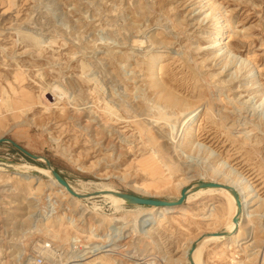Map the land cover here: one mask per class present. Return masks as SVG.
<instances>
[{
	"label": "rangeland",
	"instance_id": "rangeland-1",
	"mask_svg": "<svg viewBox=\"0 0 264 264\" xmlns=\"http://www.w3.org/2000/svg\"><path fill=\"white\" fill-rule=\"evenodd\" d=\"M220 14L217 26L230 24L231 56L212 41L220 37L214 21ZM152 70L197 108L190 122L198 126L196 139L214 149L209 159L207 150H176L188 112L158 97ZM2 136L47 157L77 188L93 181L174 200L197 182L224 181L213 166H232L264 197V0H0ZM152 155L156 165L147 163ZM0 161L6 166L0 171V264H28L39 255L44 264H81L106 253L111 238L119 252L104 256L108 264L148 257L149 264H188L192 243L227 226L219 193L185 200L189 212L165 213L144 232L150 206L125 203L116 210L98 193L76 202L42 172L49 169L44 157L34 159L9 142L0 143ZM24 163L38 169L23 173L42 178L34 196L33 186L9 176ZM210 208L215 218L208 217ZM258 210L243 222L240 246L230 238L211 240L202 264H261L264 206ZM58 215L64 218L53 238L42 222ZM75 238L89 250L82 259L75 257ZM46 243L55 246L50 256Z\"/></svg>",
	"mask_w": 264,
	"mask_h": 264
},
{
	"label": "bare ground",
	"instance_id": "bare-ground-1",
	"mask_svg": "<svg viewBox=\"0 0 264 264\" xmlns=\"http://www.w3.org/2000/svg\"><path fill=\"white\" fill-rule=\"evenodd\" d=\"M212 8H214V6ZM221 17H222V14H220V16L214 18V21L216 22V26L220 24V18ZM229 27H230V24L227 22H226V24L223 23L220 28L217 26V28H219L221 30L220 37L218 36V38H214L212 40L213 43L215 44L214 47L219 45V48H217V50L222 51V54H224V55L226 54L227 56H231L233 53V51L229 47L227 41H225L228 37H230V35L227 34ZM221 37L224 38L223 39L224 42L220 41V40H222ZM152 57H153L152 54L148 55V60H152ZM159 58H160V56H157V58L152 61V63L154 64L153 67L155 65L159 64ZM151 77H152V81H153V87L157 90V94H158V97L160 99H163L167 105L180 107L181 108L180 111L182 113H184L186 111L188 112L183 119L184 121L182 120V123H181L183 125L182 129H181V135H180L181 138L179 139V141H177L176 150L182 149L183 151H186L188 148L197 149V152H200L202 150H204V151L207 150L209 154L206 157H208V159H209L210 155H213L214 149L212 150L210 147L205 145L203 142H200L198 139H196L195 132L198 130V126H196L195 124L190 122L192 120V118L196 115L195 113H196L197 108L191 109L189 107V105L186 103V101L180 95L171 91L170 88L168 89L166 85H165L166 86L165 87L163 85L164 83L162 84L157 79L154 70L151 71ZM112 112H113V110H112ZM160 151H162L161 148H155V152L159 153ZM147 163H151L153 165H156L157 160L155 159V156L152 155L149 158H147ZM225 163H227V162L224 160L221 162V164L223 166ZM15 168L18 169V171H13V172L9 173L10 178H21V179L25 180L28 184L33 186L32 187L33 188V196L37 194V191H41V188H42L41 186L43 184L42 178L41 177L37 178V177H35V175L23 173L26 169L36 170V169H38L37 166H35L33 164L31 165V164H25L24 163L23 165H21V164L16 165ZM5 169H6V166L4 167L2 165V162L0 161V171L5 170ZM212 171H213V174H215V175H218V174L224 175V179H223L224 181H218V180H213V181L220 182L223 184H229V185L235 187V189L239 192V194L241 196V200H242V212H241V216L239 219L238 230L233 235H231V236H213V235L208 234V233H214L216 231H210V232H207L203 235L202 239L199 241L197 248L195 249V251L193 252V255H192L193 261L195 262V264H202L203 263V261H204V260L202 261L203 250L205 248L206 243L207 242L209 243V241H211V240L222 241L224 239L230 238L229 242L233 246H240L242 244V240H243V237H242V235H243L242 234L243 222L244 221L252 222L254 216L256 214H258L259 207L264 206L263 195L259 192V190L255 187V185L248 178H246L245 176H242L239 173H236L234 175L233 172H236V171H235V169L232 168V166L230 169H226V170L223 168H220L219 166H213ZM42 172L45 175L50 177L52 184L55 187H57L59 192H61L63 195L71 197L76 202L82 203L84 200L89 201V200L93 199L95 196H97L96 194L98 192L99 196H102L104 198L111 200L112 204L115 205L116 210L122 209V207H124V204L126 203L125 199L111 193V191L118 190V189L114 188V186H112L108 183L93 182V181H82V183L80 184V185H82V188H77L74 185H72L71 183H69L71 185V188H73L75 191H77L80 194L86 195L83 198H79L77 196H74L65 186H63L62 184H60L58 182V180L52 175L50 167H49V169L43 168ZM212 193L222 194L226 199L227 210H228V214H227L228 215L227 216L228 221H227L226 230L231 232L236 226V223L234 222L233 217L237 212V204H236V200H235L233 194L229 190H227L225 188H212V187H206V188H200L197 190H191V191H189V193L187 195L186 203L189 200L191 201L192 198H196L197 196H200L202 194H212ZM31 197H32V195H31ZM94 204L96 206V203H94ZM254 204H258V206L251 208ZM149 208H150L149 214H147L145 216L144 221L142 220L143 221L142 222V228H143L144 232L148 231V229L145 226L146 224L153 223L155 221L157 222L165 213H172V212H186L187 213V212H189L188 209L185 207V204L180 205V206H150ZM207 213H209L208 217H214V218L216 217L214 208H210ZM261 215L264 217V212ZM63 218H64V216L58 215L57 217H55L53 219L42 222V224L44 225V228L46 229L47 232H49L51 237L56 238V237L60 236V233L58 232V229H56V228L58 227V224L61 223ZM68 220H69L68 221L69 224L73 225L72 219H68ZM73 226H75V225H73ZM262 228L264 230V222L262 223ZM254 229H255V225H254V223H252V225L248 228V233H247L249 236H251V239L254 238V236H255L254 235ZM105 241H108V240L106 239ZM101 245L103 247V243H101ZM104 245L107 248V249H105L106 253L101 254L99 256H96L90 260L83 261L81 264H96V263L108 264L107 261L105 260L104 256L107 254L118 253L119 247H117L115 245V243L113 242V238H111ZM45 246H46V244H43V248ZM84 247H85V245H84ZM190 247L186 250V255L188 258V264H191V261L188 257V250L190 249ZM96 248L98 249V247H96ZM44 251H45V253H49V256H50V254L51 255L53 254L52 250H47V248H44ZM75 255H77V254H75ZM150 258H152V257L145 258V260L143 262H139L138 264H149L148 262H146V260H149ZM33 263L34 264L36 263V259H34V257L29 258L28 264H33ZM77 264H79V263H77ZM261 264H264V255H263Z\"/></svg>",
	"mask_w": 264,
	"mask_h": 264
},
{
	"label": "water",
	"instance_id": "water-1",
	"mask_svg": "<svg viewBox=\"0 0 264 264\" xmlns=\"http://www.w3.org/2000/svg\"><path fill=\"white\" fill-rule=\"evenodd\" d=\"M2 142L11 143L13 146L18 148L21 152L25 153L26 155H28L34 159H39L40 157H44L46 164L48 165V167L51 168L52 175L58 180V182L60 184L65 186L74 196H77L79 198H83L86 196L85 194H80L77 191H75L73 188H71V185L69 184V182L64 178V176L58 170H56L52 166L51 162L49 161V159H47V157L42 156V155H37V154L30 152L28 149H26L24 146H22L21 144H19L18 142H16L14 139H12L10 137H6V136L0 137V143H2ZM206 187L225 188V189L229 190L233 194V196L236 200V204H237V212L233 217V220L236 223L235 228L231 232H229L228 230L225 229V230L216 231L214 233H208V234L213 235V236H231V235H233L238 230V227H239V219H240L241 212H242V200H241V196H240L239 192L235 189V187H233L229 184H223V183L216 182V181H200V182H197L196 185L191 187V188H188V187L182 188L180 196L174 200L145 197V196H140V195H136V194H132V193L123 192L120 190H114V191H111V193L125 199L127 204L146 205V206H180V205L184 204L185 200L187 199V195H188L189 191L197 190L200 188H206ZM201 239H202V237L199 238L197 241H195L191 245L190 249L188 250V257L191 261V264H195V262L193 261L192 255H193V252L195 251V249L197 248V245Z\"/></svg>",
	"mask_w": 264,
	"mask_h": 264
},
{
	"label": "built area",
	"instance_id": "built-area-1",
	"mask_svg": "<svg viewBox=\"0 0 264 264\" xmlns=\"http://www.w3.org/2000/svg\"><path fill=\"white\" fill-rule=\"evenodd\" d=\"M49 211L52 212L51 210H49ZM50 212H48V213H50ZM46 213H47V210L44 211V215ZM56 213H57V211H54L52 214H56ZM34 215H35V213H34ZM72 245H73V247H75L73 249L77 254L75 256L77 259H82V257H84L89 252V250L81 248V239L75 238L72 242ZM44 248H47L49 250H53V248H55V246L51 243H46V246ZM55 252L57 253L58 250H55ZM44 261H45L44 255H39L36 257V264H44ZM77 261H79V260H77Z\"/></svg>",
	"mask_w": 264,
	"mask_h": 264
}]
</instances>
